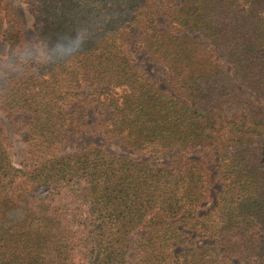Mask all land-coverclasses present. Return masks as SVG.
I'll return each instance as SVG.
<instances>
[{
	"label": "trees",
	"instance_id": "1",
	"mask_svg": "<svg viewBox=\"0 0 264 264\" xmlns=\"http://www.w3.org/2000/svg\"><path fill=\"white\" fill-rule=\"evenodd\" d=\"M32 1L43 61L0 0V56L24 68L0 104L29 136L15 165L0 122V264H264V0ZM131 37L170 91L140 71ZM83 132L156 163L60 153Z\"/></svg>",
	"mask_w": 264,
	"mask_h": 264
},
{
	"label": "rangeland",
	"instance_id": "2",
	"mask_svg": "<svg viewBox=\"0 0 264 264\" xmlns=\"http://www.w3.org/2000/svg\"><path fill=\"white\" fill-rule=\"evenodd\" d=\"M13 13L21 22L24 37L23 43L25 48V55L30 58H35L37 61H43L45 58L44 47L37 38V29L34 18V3L32 0H3ZM159 22L164 28L168 27L166 19L160 17ZM125 49L135 60V63L139 66L140 71L146 78H150L158 85L166 90H169L165 68L163 65L155 62L149 57L148 54L141 47L139 41L134 37H131L125 45ZM24 68L21 66L12 67L4 63V58L0 56V85L4 81L15 75L22 74ZM86 94L90 91L86 89ZM102 110L97 103L91 105L89 109L88 119L89 121H95L101 114ZM25 115L19 112H9L3 109L0 104V122L3 125L6 134L9 137L10 142V156L15 165H20L28 158V133L24 127ZM91 145H97L103 149L121 156H126L133 159L148 160L151 163H156V159L151 158L149 155H145L131 148L125 146L117 139H106L102 132H83L80 134L68 135L64 144L59 148L60 153L68 154L87 148ZM177 156V150H168L161 154L160 160L164 163H171L173 158ZM200 157L199 155H197ZM202 161L211 170L212 175L216 174L217 161L202 158ZM219 185L217 184L216 187ZM207 206H211V203Z\"/></svg>",
	"mask_w": 264,
	"mask_h": 264
}]
</instances>
